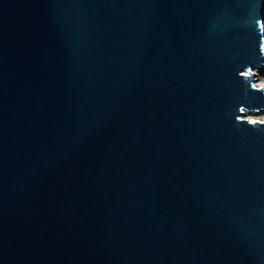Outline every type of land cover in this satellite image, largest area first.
<instances>
[{"label": "water", "instance_id": "water-1", "mask_svg": "<svg viewBox=\"0 0 264 264\" xmlns=\"http://www.w3.org/2000/svg\"><path fill=\"white\" fill-rule=\"evenodd\" d=\"M264 0H0V264H264Z\"/></svg>", "mask_w": 264, "mask_h": 264}, {"label": "rangeland", "instance_id": "rangeland-1", "mask_svg": "<svg viewBox=\"0 0 264 264\" xmlns=\"http://www.w3.org/2000/svg\"><path fill=\"white\" fill-rule=\"evenodd\" d=\"M256 71L258 72L256 75L257 80H258V84H264V69L256 70ZM246 117L263 120L264 119V113H251V114H247Z\"/></svg>", "mask_w": 264, "mask_h": 264}, {"label": "bare ground", "instance_id": "bare-ground-1", "mask_svg": "<svg viewBox=\"0 0 264 264\" xmlns=\"http://www.w3.org/2000/svg\"><path fill=\"white\" fill-rule=\"evenodd\" d=\"M257 73H258V72L256 71V72H255V75H257ZM260 85H264V84H260Z\"/></svg>", "mask_w": 264, "mask_h": 264}]
</instances>
